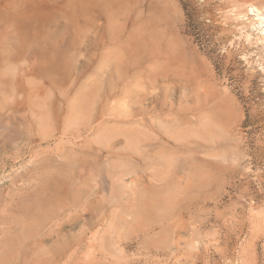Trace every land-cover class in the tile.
Segmentation results:
<instances>
[{"label": "rangeland", "instance_id": "rangeland-1", "mask_svg": "<svg viewBox=\"0 0 264 264\" xmlns=\"http://www.w3.org/2000/svg\"><path fill=\"white\" fill-rule=\"evenodd\" d=\"M261 17L0 0V264H264Z\"/></svg>", "mask_w": 264, "mask_h": 264}, {"label": "trees", "instance_id": "trees-1", "mask_svg": "<svg viewBox=\"0 0 264 264\" xmlns=\"http://www.w3.org/2000/svg\"><path fill=\"white\" fill-rule=\"evenodd\" d=\"M187 18H188V23L192 25L193 29V34L196 38V42H198L200 45H202V50L205 51V53L210 57L212 60L213 64L216 66V69L219 71H223L225 69V61H226V56L225 54H221L217 49L216 46H211V38L210 36L203 32V29L199 26L196 20V14L194 12L190 11L187 6H185ZM230 68L231 70H234V65H229L228 69ZM233 79H235L236 76H231ZM237 80V79H235Z\"/></svg>", "mask_w": 264, "mask_h": 264}, {"label": "bare ground", "instance_id": "bare-ground-1", "mask_svg": "<svg viewBox=\"0 0 264 264\" xmlns=\"http://www.w3.org/2000/svg\"><path fill=\"white\" fill-rule=\"evenodd\" d=\"M251 7H252L253 10L260 12V8H259V7H257V6H253V5H252ZM253 14H254V13H253ZM259 16H261V14H259ZM261 18H264V17H261ZM258 22H259V21H258ZM262 22H264L263 19H261V23H260V22H259V23L262 24ZM162 67H163V66H162ZM189 81H190V80H189Z\"/></svg>", "mask_w": 264, "mask_h": 264}]
</instances>
